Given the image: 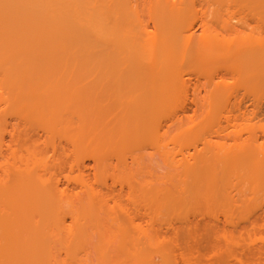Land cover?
Here are the masks:
<instances>
[{
  "label": "bare ground",
  "instance_id": "bare-ground-1",
  "mask_svg": "<svg viewBox=\"0 0 264 264\" xmlns=\"http://www.w3.org/2000/svg\"><path fill=\"white\" fill-rule=\"evenodd\" d=\"M0 264H264V0H0Z\"/></svg>",
  "mask_w": 264,
  "mask_h": 264
}]
</instances>
